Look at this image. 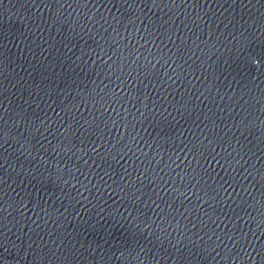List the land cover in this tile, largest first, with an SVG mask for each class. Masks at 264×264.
<instances>
[{
	"label": "water",
	"instance_id": "1",
	"mask_svg": "<svg viewBox=\"0 0 264 264\" xmlns=\"http://www.w3.org/2000/svg\"><path fill=\"white\" fill-rule=\"evenodd\" d=\"M0 264H264V0H0Z\"/></svg>",
	"mask_w": 264,
	"mask_h": 264
}]
</instances>
